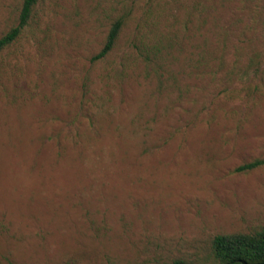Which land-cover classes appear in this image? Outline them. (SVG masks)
<instances>
[{
	"label": "rangeland",
	"instance_id": "rangeland-1",
	"mask_svg": "<svg viewBox=\"0 0 264 264\" xmlns=\"http://www.w3.org/2000/svg\"><path fill=\"white\" fill-rule=\"evenodd\" d=\"M257 52L264 0H38L0 55V264H216L263 228Z\"/></svg>",
	"mask_w": 264,
	"mask_h": 264
},
{
	"label": "trees",
	"instance_id": "trees-1",
	"mask_svg": "<svg viewBox=\"0 0 264 264\" xmlns=\"http://www.w3.org/2000/svg\"><path fill=\"white\" fill-rule=\"evenodd\" d=\"M37 3L38 0H24L19 24L0 38V55L21 36L23 30L29 25ZM122 25L123 22L121 20L113 24L106 44L102 51L95 57L96 59L106 57L113 50ZM220 60L223 62L224 58ZM263 60L264 56L257 52L248 57L244 68L241 69V57L239 56V59L234 61L233 68L241 71L238 78L244 82L250 78L249 71L254 72L255 76L262 73L261 67L264 65ZM262 164V161H255L239 167L237 171L244 172L252 170ZM212 253L216 264H264V227L250 234L235 233L218 235L214 238ZM174 264L187 263L176 261Z\"/></svg>",
	"mask_w": 264,
	"mask_h": 264
}]
</instances>
